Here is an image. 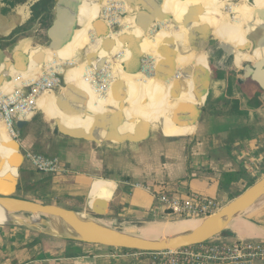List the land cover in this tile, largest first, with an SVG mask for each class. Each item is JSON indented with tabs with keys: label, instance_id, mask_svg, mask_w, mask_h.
<instances>
[{
	"label": "crops",
	"instance_id": "obj_1",
	"mask_svg": "<svg viewBox=\"0 0 264 264\" xmlns=\"http://www.w3.org/2000/svg\"><path fill=\"white\" fill-rule=\"evenodd\" d=\"M140 1L0 0V89L26 93V86L38 77L45 63L79 61L65 72L63 86L67 88L69 80L74 82L70 78L76 80L81 69L97 63L94 60L105 53L85 58V64L78 58L100 31L103 9L113 3L116 10L143 17L133 30L147 42H133L138 50L144 45L148 54L144 52L140 70L151 60L157 66L151 79L163 73L155 81L126 78L124 84H113L110 90L120 94L117 106L123 108L112 112L108 107L103 113V96L91 94L94 101L87 103L80 94L65 99L63 90L53 92L21 130L20 144L0 125L2 191L83 214H91V207L100 199L104 210L109 202V213L101 218L103 224L143 235L149 232V225L164 224L157 223L159 220L181 218L159 206L151 192L133 184H146L156 194L181 199L204 196L224 207L243 193L249 182L264 178V0L234 2L230 7L226 0ZM238 5L248 8L240 11ZM194 29L201 31L199 46L197 37L190 34ZM101 30L109 34L105 24ZM221 31L230 39L226 44L219 39ZM69 33L73 35L67 43L50 50ZM181 37L183 47L168 65L159 66L157 53L164 46H179ZM64 45L71 51L78 49L71 53ZM186 50L191 52V62L183 54ZM199 55L206 56L209 67L204 78ZM131 60L124 61L123 67ZM186 63L189 68L185 70L182 66ZM184 75L190 77L189 89L172 85ZM83 81L82 89L90 90L86 79ZM28 152L59 160L62 171H35L25 159ZM237 173L244 178L224 185L226 174ZM237 240L264 243V199L210 242ZM0 264L151 263L115 249L0 223Z\"/></svg>",
	"mask_w": 264,
	"mask_h": 264
},
{
	"label": "built area",
	"instance_id": "obj_2",
	"mask_svg": "<svg viewBox=\"0 0 264 264\" xmlns=\"http://www.w3.org/2000/svg\"><path fill=\"white\" fill-rule=\"evenodd\" d=\"M234 2L243 3L244 0H226L227 7ZM128 15H131L128 10H116L113 3L103 9L102 19L109 22L112 30L118 33L117 30L122 28L119 20ZM83 52L85 53L84 58L81 59L80 56ZM86 53L87 48L78 54V58L83 64L86 63ZM121 56L122 54L118 56V59ZM119 61L123 66L124 61ZM78 62L75 60V62L68 61L61 64L56 61L45 63L41 67L38 77L26 86V93L0 89V125L6 129L12 141L21 143L22 133L17 127V123L34 118L43 109L42 102L46 96L63 90L65 72L74 65H78ZM110 62L113 65V61L110 60ZM111 63H106L99 69L93 65L86 66L84 77L92 91L98 96L108 93L113 85ZM152 63L151 60H147L145 68L143 67L148 75L153 73V67H150ZM28 153L29 156H26V160L36 171L56 174L63 169L57 159H49L34 152ZM133 187L151 192L156 197L159 206L180 218H206L220 209L218 202L204 196L194 195L181 199L164 193L156 194L151 187H144L142 184H134ZM117 251L132 259L148 260L151 264H253L256 261L264 262V243L258 241L237 240L228 244L207 242L177 251L163 252Z\"/></svg>",
	"mask_w": 264,
	"mask_h": 264
},
{
	"label": "water",
	"instance_id": "obj_3",
	"mask_svg": "<svg viewBox=\"0 0 264 264\" xmlns=\"http://www.w3.org/2000/svg\"><path fill=\"white\" fill-rule=\"evenodd\" d=\"M131 4L135 6V3ZM70 35L71 33L67 34L63 40L59 41V44L57 43L50 50H59L61 48L60 44L62 45L69 41ZM127 39L128 37L124 36V40ZM132 50L133 58L130 63L126 64L125 69L131 73H137L141 67L142 55L136 44L133 45ZM122 106L121 108H123ZM27 123V121H20L17 123V127L22 130ZM131 139L137 140L133 137ZM14 183L15 181H13V185ZM262 199H264V178L255 181L219 213L206 217V220L196 229L166 239H146L140 237L141 232L125 233L123 230L103 224L101 218L108 215L109 202L105 205L104 210V203L100 199L96 200L91 207L92 213L87 214V217H85L83 213L55 204L20 199L14 197L11 190L2 191L0 189V213L35 215L49 219L57 218L62 224L63 232L70 237L68 240L80 244L115 250L163 252L177 251L210 242L223 234L230 224L244 211Z\"/></svg>",
	"mask_w": 264,
	"mask_h": 264
},
{
	"label": "bare ground",
	"instance_id": "obj_4",
	"mask_svg": "<svg viewBox=\"0 0 264 264\" xmlns=\"http://www.w3.org/2000/svg\"><path fill=\"white\" fill-rule=\"evenodd\" d=\"M248 2H251V0H249ZM254 5H256V4L254 3ZM99 21L100 22L102 21L99 24V30L100 31L98 33H95L94 36L85 45L84 50L87 48V53H86L87 55L85 57L86 59H90L93 56H96L97 54H99L100 52H104V50H107L108 48H110L114 44H119L120 45V44L123 43V39H122V32H123L122 28H123V22H124L123 19L119 20L120 25L122 26V28L120 29V31L118 33H115L112 30V28L110 27V23L109 22H105L102 19V17H101V20H99ZM102 24L103 25L105 24L107 26V28L109 30V34L104 35L105 32H103L101 30L102 29ZM190 34L193 35L194 37H198V36L201 35V31H200V29L199 30H194V31L191 30ZM218 35H219V39L222 42H224L225 44L229 42L230 39L228 37L226 38L224 36V32H222V31L218 32ZM245 38L248 40V34L246 35ZM131 43L132 42H130L128 44H124V48L132 50V47H133V45L135 43H132V44ZM64 48H66V47L64 46ZM132 52H133V50H132ZM139 52L142 55V60H143L144 59V57H143L144 45L141 46V48L139 49ZM149 54L152 55L151 52ZM131 58H133L132 54H131ZM106 60L107 59H106L105 53H101L100 56L98 57V59L95 60V61H97V63H93L91 65H93L95 67H99L102 64V62H104ZM146 63H147V61H146ZM85 70L86 69H81L80 75L84 76L83 73L85 72ZM170 71H172V70H170ZM144 72H145V70H144ZM144 72L140 73V74H137V73H131L130 71H128V73L132 74V76H135V77L132 78L131 76H127L124 79L128 78V80L134 81V79L137 78V80L147 81V80H149V79H147L149 75H147V73L146 72L144 73ZM113 78H115L114 74H113ZM70 79H72V81H74V82L71 83L70 82L71 80H69L68 81V84H69L68 87L65 88L63 86V91L60 90V92L61 91L64 92L65 96L64 95H61V96L64 97L65 99L69 98V97L71 99H74V97H78V94H79V91L77 90V87H75V84H74L75 80H73V78H70ZM159 79H161V78H158V80ZM51 95L52 94H49L44 99L50 98ZM104 95H102L104 97V98H102L103 99V102L101 103L102 107H104V106L108 105V103H110V104L116 105L115 107L111 106V112L119 109V106H117V104H118V101L120 100L121 97H120V94H118L117 91L110 90V92L108 91L106 97ZM99 97H101V96H99ZM105 110L106 109L103 108V110H102L103 113H105ZM25 159H26V156H25ZM0 161L3 162L2 159H0ZM222 209H223V207L220 208L219 211L216 212V214L219 213ZM83 215L85 217H87V214H83ZM30 216L34 217L35 215L0 213V223L12 224V225H16V226H19V227L27 226V227L35 229V230H39V231L42 230L43 232H46V233H48V234H50L52 236H55V237H58V238H62V239H65V240H68V238H70V237H68L65 234V232H63V229L61 228L62 224H61L60 220H58L57 218H51V220H52V224L51 225H48V226H45V227H41L40 223L33 222V221L29 220L28 217H30ZM193 220H195V221H193ZM196 220H198L199 222L196 221ZM205 220H206V218L184 219V220H179L177 222H170V223H164V224H159V225H156V224L149 225L147 227L149 232L147 234H143V235L140 234V237H143V238H146V239H158V238L166 239V238L178 235V234L185 233V232L190 231V230H194L198 226H200ZM124 232L125 233H130V234L132 233L130 231H124ZM239 233H241V232H239Z\"/></svg>",
	"mask_w": 264,
	"mask_h": 264
},
{
	"label": "rangeland",
	"instance_id": "obj_5",
	"mask_svg": "<svg viewBox=\"0 0 264 264\" xmlns=\"http://www.w3.org/2000/svg\"><path fill=\"white\" fill-rule=\"evenodd\" d=\"M239 6V9L241 10L242 8H246L245 7V5H238ZM247 8H248V6H247ZM246 8V9H247ZM142 18L143 17H139V16H137V15H134V14H131L130 16H127L126 18H123V28H122V30H123V32H122V39H123V43L122 44H114L113 46H111L110 48H112V50H114L113 52H115V53H118V52H121L120 54H123L124 52H128V51H131L130 49H124V44H128V43H130V42H135V41H145L143 38H142V35L140 34V33H138V32H134L133 30H135V29H137L138 27H139V25H140V21L142 20ZM203 30H204V26H203ZM120 31V29L119 30H117V32H119ZM72 33H74V32H72ZM73 34H71V36H72ZM124 36H127L128 37V39L127 40H124ZM135 40V41H134ZM184 40V37H181V39H180V47H183V41ZM146 42V41H145ZM152 42V41H151ZM76 43V42H75ZM131 43V44H132ZM85 44V43H84ZM146 44H147V42H146ZM145 44V45H146ZM151 44H153V43H151ZM108 50V49H107ZM105 51L104 50V52H105V56H107V52L108 51ZM84 52L81 54V59L82 58H84ZM100 56V55H99ZM144 60V59H143ZM103 64V63H102ZM104 65V64H103ZM98 68H100V67H98ZM78 71V70H77ZM163 73L161 72V74H159L160 76L162 75ZM85 75V74H84ZM159 75H153V77H156L157 79L158 78H160V76ZM152 77V78H153ZM83 78V79H82ZM85 78H84V76L83 75H79V76H77V78H76V80H75V87H81L82 85H84V80ZM124 84V83H123ZM89 85V84H88ZM119 86V85H118ZM92 90V89H91ZM127 90V89H126ZM94 93V92H93ZM94 95V97H99L97 94H93ZM93 98V97H92ZM90 99L89 98V102H93L94 100L93 99ZM87 100V99H86ZM109 101V100H108ZM87 103H88V100H87ZM120 106L121 105H119V108H120ZM7 133V132H6ZM37 154V153H36ZM35 170V169H34ZM36 171V170H35ZM39 172V171H38ZM134 185V184H133ZM144 187H148V185H146V184H142ZM220 208H222V206L220 207ZM219 210H217V212H218ZM43 218V219H42ZM28 219L29 220H31V221H33V222H37V223H40V225H41V227H45V226H48V225H51L52 224V220L51 219H49V218H45V217H40V216H34V217H28ZM184 219H187V218H181V219H179V220H184ZM192 219H196V218H192ZM197 219H201V218H197ZM193 221H195V220H193ZM196 221H198V220H196ZM170 222H173V220L171 221H169V220H159V222H157V223H170ZM175 222H177V221H175ZM199 222V221H198ZM47 223V224H46Z\"/></svg>",
	"mask_w": 264,
	"mask_h": 264
},
{
	"label": "trees",
	"instance_id": "obj_6",
	"mask_svg": "<svg viewBox=\"0 0 264 264\" xmlns=\"http://www.w3.org/2000/svg\"><path fill=\"white\" fill-rule=\"evenodd\" d=\"M245 7H247V6H245ZM237 8V7H236ZM237 10H240L239 8H237ZM241 11V10H240ZM201 39L202 38H199V37H197L196 39H195V42H196V44H197V46H199V44H200V42H201ZM153 43V42H152ZM155 43V42H154ZM169 47V48H168ZM164 46L158 53H157V58H156V61H157V64L160 66V64L162 63V64H169L170 63V61L168 62V60H171L172 59V57L173 56H175L176 55V52H177V50L179 49V48H182V47H180V45L178 46V45H170V46ZM183 54L184 55H187V58H186V61H192V57H191V52H189V51H184L183 52ZM167 65H165L164 67H165V69H164V71L166 70V68H167ZM185 66V67H184ZM198 66L200 67V69H201V74H202V78H204V76L205 75H207V73H209V67H208V64H207V60H206V56L205 55H199V60H198ZM182 67H184V69L186 70V69H188L189 68V66H188V63H186V64H183V66ZM155 80H158L157 78H152V79H150L149 81H155ZM151 84H155V83H151ZM151 84H149L148 86H150ZM172 85L173 86H176V87H178V86H182V85H184L185 86V88H187V89H189V87H190V77L189 76H187V75H184V77H183V80L182 81H178V82H172ZM243 175L244 174H242V173H237V174H226V176H225V181H224V185H229L232 181H238V180H240V179H242V178H244L243 177ZM253 184V182H249L248 183V187L250 186V185H252ZM225 207V206H224ZM223 207V208H224ZM110 250H113V249H110Z\"/></svg>",
	"mask_w": 264,
	"mask_h": 264
},
{
	"label": "flooded vegetation",
	"instance_id": "obj_7",
	"mask_svg": "<svg viewBox=\"0 0 264 264\" xmlns=\"http://www.w3.org/2000/svg\"><path fill=\"white\" fill-rule=\"evenodd\" d=\"M224 36L227 38V32H224ZM65 47H66V50H69V52H76L77 51V47H76V49L75 50H73V51H71L70 50V48L68 49V46H66V45H64ZM64 46H63V48H64ZM106 51V50H105ZM108 52V54H107V56H106V63H111L110 62V60H112L113 61V65H112V63H111V65H112V67L114 68V70H113V68H112V73H114V75H115V78H114V81H113V84H116V83H118V82H120V83H126V81H125V77H127V76H132V74H130V73H128V70L126 71V69H125V67H123V66H121L120 64H121V62L119 61V60H122V61H126V60H129V59H131V54L133 55V53H132V50L131 51H128V52H124L123 54H122V56L121 57H119V59H118V56L120 55V53L121 52H118V53H115V52H113L114 50H112V48H109L108 50H107ZM144 52H145V55H147L148 56V54H147V52L144 50ZM94 57H96V56H93L92 58H94ZM92 58H90V59H92ZM153 58V57H152ZM98 59V58H97ZM97 59H95V60H97ZM117 60V61H114V60ZM86 60H89V59H86ZM94 60V61H95ZM154 64H155V61H154ZM152 65V67L154 68V66L156 65ZM101 67H103V66H100V68ZM141 68V67H140ZM145 68V67H144ZM155 68H157V66H155ZM99 69V68H98ZM152 70V69H151ZM155 71V70H154ZM141 72H144V69L141 71V70H139L138 72H137V74H140ZM151 75V74H150ZM149 75V76H150ZM119 79H121V81H118ZM151 79V76L149 77V80ZM71 83H73V82H71ZM73 89V88H72ZM77 90L79 91V94L81 95V97L82 98H84V99H87L88 101H89V98L91 99L92 98V96H94L93 94V91L91 90V88H90V90H87V91H84L83 89H82V87H77ZM73 92V91H72ZM92 94V96H90ZM97 97V96H96ZM95 97V98H96ZM108 107H111V106H104L103 108L104 109H107Z\"/></svg>",
	"mask_w": 264,
	"mask_h": 264
}]
</instances>
